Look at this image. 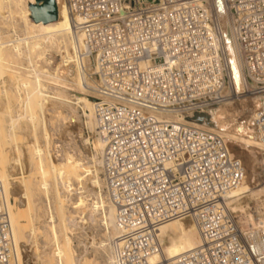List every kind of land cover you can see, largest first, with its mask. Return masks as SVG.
Returning a JSON list of instances; mask_svg holds the SVG:
<instances>
[{
	"label": "built area",
	"instance_id": "obj_1",
	"mask_svg": "<svg viewBox=\"0 0 264 264\" xmlns=\"http://www.w3.org/2000/svg\"><path fill=\"white\" fill-rule=\"evenodd\" d=\"M90 75L99 169L119 234L113 264H264V224L255 236L223 196L245 178L217 132L186 124L237 99L214 0H66ZM237 48L243 94L261 97L255 126L264 145V0H222ZM230 90V91H229ZM190 220L201 245L173 260L158 230ZM246 233V234H245ZM0 264H18L0 189Z\"/></svg>",
	"mask_w": 264,
	"mask_h": 264
},
{
	"label": "bare ground",
	"instance_id": "obj_2",
	"mask_svg": "<svg viewBox=\"0 0 264 264\" xmlns=\"http://www.w3.org/2000/svg\"><path fill=\"white\" fill-rule=\"evenodd\" d=\"M54 1L57 11L55 20L34 22L31 19L29 5L35 4V0H0V189L8 214L14 256L18 264H28L23 254L21 255L20 243L23 240L26 224L32 222L34 193L36 195L41 193L48 204L49 202L53 204V209L49 208L45 218H47V233L55 246L53 258L56 264L85 262V259L75 258L71 248L69 235H72L78 223L97 220L109 231L111 239L119 234L115 210L106 194L104 193L106 199L101 194L98 166L93 162L84 167L77 159L78 157L70 153H65L60 162L51 158L50 155V139L47 130L50 115L56 121L59 120L65 130L75 129V137L83 140L85 144H88L89 140L84 136L82 126L94 129L95 135L97 133L93 101L85 99L83 95V92H92L94 88V82H90L92 80L90 75L95 71L94 62L80 54L82 51L80 36L75 37L72 25L77 18L71 15L67 1ZM126 1L128 0H124L125 3L122 2V5H125ZM215 18L221 35L225 30L230 33L233 59L242 82L241 62L231 35L230 17L225 14L218 19L215 14ZM8 26L12 28V34L13 30L17 31L15 27L18 28V32L5 38L2 34ZM225 60L227 63L226 54ZM22 61L26 63V68L21 66ZM20 70L26 71V75L22 76ZM72 79L76 80L79 90L73 91L72 83L68 81ZM10 89L13 93L15 92L16 97V101H13L15 98L11 94L14 98L11 100L23 109L25 113L23 117L12 114L14 109L10 107L8 95ZM76 90L79 92L76 93ZM230 90L237 95V99L233 98L214 109L210 115L213 127L199 125L193 121L185 120L184 122L217 132L227 141L230 153L232 155L235 153L233 156L242 164L243 169L245 166L253 167L256 151H259L264 158V145L259 139L255 126V115L260 106L261 97L245 96L243 86L240 92H235L232 80ZM19 118L25 120L28 126L24 136L18 133ZM6 120H8V128L5 126ZM90 120H92L91 123ZM28 133H31L32 143L28 141ZM19 139L27 140L25 144L31 149L28 160L33 165L32 171L37 179L34 188L31 187L34 175L24 171L20 163L21 152L17 142ZM39 140L42 141V145ZM94 140V146L100 150L96 160L99 165L104 143L98 136ZM253 169H249L250 174ZM84 178L91 185V188H88L89 198H91L89 201L83 196ZM101 182L103 184V181ZM243 182L223 196L224 204L229 211L244 213L243 206H237L244 196L249 195L257 199L261 193L264 194L262 190L252 192ZM72 195L75 196L74 201L70 203L73 215H67L63 200H71ZM108 207L111 208V214L110 211H106ZM244 208L247 209L245 206ZM241 217L244 221L239 223L252 227L251 235L245 233L248 238L254 237L260 224H264V218L255 222L251 215L246 214ZM29 231L31 233L33 229L29 228ZM158 236L162 243L164 240L167 243L162 247V255L151 257L150 262H156L158 259L173 260L199 247L202 242L194 223L187 220H173L163 224L158 230ZM103 243L100 244V249L107 246ZM109 259L113 264L111 247L108 261ZM108 261L107 263L110 262Z\"/></svg>",
	"mask_w": 264,
	"mask_h": 264
},
{
	"label": "rangeland",
	"instance_id": "obj_3",
	"mask_svg": "<svg viewBox=\"0 0 264 264\" xmlns=\"http://www.w3.org/2000/svg\"><path fill=\"white\" fill-rule=\"evenodd\" d=\"M15 29L17 30L16 32H18V28L15 27ZM13 31H14L13 34L16 33L15 30ZM13 34H12V28L10 29V27L8 26L4 29L2 36L5 38H8V37H11ZM53 51H55V49H53ZM25 64L26 63L24 61L21 62V66L24 68H26ZM20 72L22 76L26 75L25 73L26 71L20 70ZM4 80H6V78H4ZM68 81L70 84L72 83L71 87L72 86L74 87V88L72 87V89H74L73 91H75V89L79 90L78 86H76L75 79L68 80ZM91 81H93V79L90 80V82ZM11 83L10 85L12 86ZM78 90H76V93L79 92ZM14 93L12 89L8 91V95L11 97V98L9 97L10 99L9 104L11 105L10 107L14 109L13 110L14 113L12 112V114L13 116H16V117L17 116L23 117L25 114L23 109L19 107V105L17 106L15 102H13V101H16V97L14 96ZM11 94L14 96L15 100H13L14 98L11 96ZM83 95L85 99L90 100V101L92 100L91 92L89 91L83 92ZM15 106L16 108H13ZM242 116L241 118L244 117ZM20 120L23 122H21ZM48 120L49 122L47 123V130H48L49 139H50L49 151H50L51 158L55 159L57 162H60V160L62 159V156H64L65 153H70L74 157H78L77 159L80 160V162L82 163L84 167L94 162L96 166H98L99 168L98 162L96 160L99 156L100 150L94 146V143H95L94 139L97 137L94 133V129L82 126L84 136L87 137V139L89 140V143L85 144L83 140H79L78 138L75 137L76 135L75 129H72V131L65 130L63 128L62 123L59 120L56 121L55 119H53L52 115H50V118ZM24 121L25 120H22L21 118H19V121H18V126L20 127V129L18 128L19 131L18 130L17 131L18 133H21L20 134L21 136L26 135L25 133L26 131H28L27 130L28 126ZM91 122L92 120H90V123ZM8 125H9L8 120H6L5 122L6 128H8ZM27 136L29 137L28 141L32 143L33 140L31 138V133H28ZM26 141L27 140L25 139L17 140L19 150L21 152L20 163L22 164L23 170L33 176L34 175V172L32 171L33 165L28 160V156L30 154L31 149L28 148L27 145L25 144ZM39 141L42 145V141L41 140ZM6 147H8V145ZM232 151L234 153V150ZM258 152L259 151L255 152L256 154L254 155H256V158L254 156L255 160H253V163H252L255 167L254 166L252 167L251 165V167L245 166L244 168L245 169L244 170L245 180L243 183L247 184L249 186V189L252 192H256L257 190L258 191L262 190L264 192V160H263L264 158L261 157L262 154ZM233 155L235 156V153ZM249 169L250 170L253 169L252 170L253 172L251 174H250L251 171ZM99 170H98V176L100 180L102 181ZM31 172L33 174H31ZM33 178L34 179L31 181V187L33 186L32 188H34L35 181L37 180L35 178V175L33 176ZM246 179L248 182L246 181ZM83 181H84V188H85L84 190L85 193H83V196L85 198H88L87 200L89 201L91 200V198H89L90 196H89L88 188H91V185L88 183L87 180H85V178L83 179ZM101 181H100L101 194L102 196H104L105 192H104L103 184ZM86 188H87V191H86ZM103 198L106 199L105 196ZM70 199L71 200H68V201L63 200L64 206L66 209L65 212L67 215H73V212H72L73 210L71 209L70 203L74 201L75 196L72 195ZM46 202L47 201L45 200V197L41 193H37V195L34 193V212L32 213V222L28 225L24 223L26 224V227L23 230V240L21 241L20 246L22 248L21 255L23 254L22 256L23 258H25L24 260H26L28 264H34V263L56 264V261L53 258V252H54L55 246L53 244V241L51 242L49 234L47 233L48 232L47 223H46L47 218H45L47 217L46 212L49 210V208L53 209V206H52L53 204L50 202L48 204V202L47 203ZM238 203L240 204H238L237 206H243L244 213H240L239 211H235V212L231 211L232 213H234V216L236 220L238 221V223L244 221L241 215H246V214L251 215L255 222L262 220L264 218V194L261 193L257 197V199L254 197L251 198V196L246 195ZM244 206L247 207V209L244 208ZM110 210H111L110 207L106 209V211L108 212ZM110 214H111V211H110ZM187 221H190V220H187ZM239 224L243 226L241 223ZM29 228H32L33 232L30 233ZM69 236L71 238V248L74 251V257L77 258L78 260L85 259V262L84 261L82 262L83 264H111L110 259H109L110 262L108 261V258H110L111 236H110L109 231L104 226L100 225V223L97 220L96 221L88 220L86 221V223L85 222L78 223L77 228L75 227L72 235H69ZM101 243L107 246L106 247L104 246L105 248L102 247L100 249L99 246ZM166 243H167L166 240H164L163 246ZM107 261L109 263H107Z\"/></svg>",
	"mask_w": 264,
	"mask_h": 264
},
{
	"label": "water",
	"instance_id": "obj_4",
	"mask_svg": "<svg viewBox=\"0 0 264 264\" xmlns=\"http://www.w3.org/2000/svg\"><path fill=\"white\" fill-rule=\"evenodd\" d=\"M144 1L151 2L152 0H144ZM213 5H214L216 17L220 19L222 16L225 15L222 0H214ZM29 10L31 13V19L34 22L53 21L55 20L57 15L56 5L54 0H35V4L29 5ZM221 36L224 44L225 54L227 57L228 68L231 75L234 91L240 92L242 90V82L236 70L235 62L233 59L230 33L228 30H225ZM214 109L215 108L208 109L204 113H196L191 118H188L187 121H193L199 125H204L206 127H213L210 115L214 111Z\"/></svg>",
	"mask_w": 264,
	"mask_h": 264
}]
</instances>
